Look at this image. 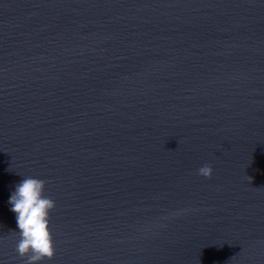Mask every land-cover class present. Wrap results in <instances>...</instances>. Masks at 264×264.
Segmentation results:
<instances>
[{
    "label": "water",
    "instance_id": "water-1",
    "mask_svg": "<svg viewBox=\"0 0 264 264\" xmlns=\"http://www.w3.org/2000/svg\"><path fill=\"white\" fill-rule=\"evenodd\" d=\"M27 177L39 264H264V0H0V264Z\"/></svg>",
    "mask_w": 264,
    "mask_h": 264
},
{
    "label": "clouds",
    "instance_id": "clouds-1",
    "mask_svg": "<svg viewBox=\"0 0 264 264\" xmlns=\"http://www.w3.org/2000/svg\"><path fill=\"white\" fill-rule=\"evenodd\" d=\"M201 175L211 177L213 168L205 165L199 169ZM44 180L24 178L11 194V211L17 214L20 239L16 250L21 257L27 258V264H39L55 255L54 238L50 227L51 212L55 201L45 196Z\"/></svg>",
    "mask_w": 264,
    "mask_h": 264
}]
</instances>
